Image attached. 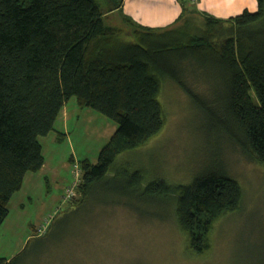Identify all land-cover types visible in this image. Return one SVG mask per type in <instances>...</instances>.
Returning <instances> with one entry per match:
<instances>
[{"label":"trees","instance_id":"obj_1","mask_svg":"<svg viewBox=\"0 0 264 264\" xmlns=\"http://www.w3.org/2000/svg\"><path fill=\"white\" fill-rule=\"evenodd\" d=\"M257 3L227 20L184 9L171 27L151 29L113 15L118 0H0V227L25 175L43 166L39 139L72 98L117 127L97 163H80L75 195L64 200L74 207L0 264H20L70 215L108 207L140 220L169 214L195 254L211 249L215 224L243 198L223 151L264 166V0ZM166 85L187 96L211 149L208 168L188 184L146 182L142 169L118 161L164 128Z\"/></svg>","mask_w":264,"mask_h":264},{"label":"rangeland","instance_id":"obj_2","mask_svg":"<svg viewBox=\"0 0 264 264\" xmlns=\"http://www.w3.org/2000/svg\"><path fill=\"white\" fill-rule=\"evenodd\" d=\"M113 23L125 26L120 19ZM163 89L160 101L166 115L164 128L144 147L121 155L118 161L142 169L146 182L162 178L169 183L188 184L208 168L211 149L202 132L203 122L187 96L173 85ZM71 106L79 111V117L70 125L72 147L66 143L61 148L66 164L62 180L58 185L51 183L49 188L45 185L44 192L53 194L51 201L40 196L34 204L25 201L24 213L11 210L7 222L0 227L1 256H15L25 238L32 235V227L26 222L38 227L34 238L41 237L55 219L74 207L72 201L67 208L64 200L78 180L80 162L88 159L95 164L109 141L97 138L96 130L116 129V124L105 116L80 108L76 98L69 101ZM86 111L98 120L86 123ZM223 153L228 171L242 187L243 198L237 212L215 224L207 253L197 255L190 249L187 236L169 214L166 221L140 220L127 209L108 207L94 214L79 211L70 215L47 242L31 245L20 264H264V166L248 161L233 149Z\"/></svg>","mask_w":264,"mask_h":264},{"label":"crops","instance_id":"obj_3","mask_svg":"<svg viewBox=\"0 0 264 264\" xmlns=\"http://www.w3.org/2000/svg\"><path fill=\"white\" fill-rule=\"evenodd\" d=\"M118 3L119 8H117L113 15H117L118 13L121 16L131 19L137 26L151 29L171 27L182 16L184 9L188 10V12L196 10V12L201 14L204 13L222 20L240 15L245 10L251 13L258 10L257 0H198L197 3H192L191 0H118ZM68 103L61 110L55 122L54 131L39 139L44 157L43 166L38 172L25 175L21 190L14 194L8 204V216L3 224L7 222L12 209L14 211L21 210V213L25 212V201L34 204L40 196H44L48 201L53 199V194L49 192L46 193V191L44 192V187L47 184L49 188L52 186L51 183L58 185L62 180L61 171L65 168L66 164L62 159L61 148H63L66 143H70V125L76 117H79V111L73 106L68 107ZM89 112L90 111H86L85 113L88 119L85 121L86 123H89L90 120H98L95 115ZM115 131L116 129L113 130V128L110 131L107 129H97V138H106L110 140ZM64 138L67 139V141L64 140ZM71 147L70 143V148ZM72 152L73 150H71V153ZM69 160L72 162L73 156H71ZM68 207L69 206H67V208ZM38 212L41 214V210ZM33 218L40 219L41 217ZM27 225L32 227L33 233L31 236L25 238L18 253H20L27 243L34 238L38 230V227L35 225H31L30 223L27 224L26 222V226ZM25 241L26 244H24ZM13 257L14 256L11 258ZM0 258L11 259L1 255Z\"/></svg>","mask_w":264,"mask_h":264},{"label":"built area","instance_id":"obj_4","mask_svg":"<svg viewBox=\"0 0 264 264\" xmlns=\"http://www.w3.org/2000/svg\"><path fill=\"white\" fill-rule=\"evenodd\" d=\"M198 0H191L192 3H197ZM78 177V174L77 176ZM76 185V183H75ZM75 195V192H74V188H71L69 191H68V194L66 195V199H71L73 196ZM50 223L47 221V224L46 226H48Z\"/></svg>","mask_w":264,"mask_h":264},{"label":"bare ground","instance_id":"obj_5","mask_svg":"<svg viewBox=\"0 0 264 264\" xmlns=\"http://www.w3.org/2000/svg\"><path fill=\"white\" fill-rule=\"evenodd\" d=\"M77 111V110H76ZM95 119V118H94ZM77 120V119H76ZM92 121V120H91ZM75 123H77V121L75 122ZM96 124V123H95ZM89 126H90V124H89ZM83 128V127H82ZM5 239V238H4ZM7 239V238H6Z\"/></svg>","mask_w":264,"mask_h":264}]
</instances>
